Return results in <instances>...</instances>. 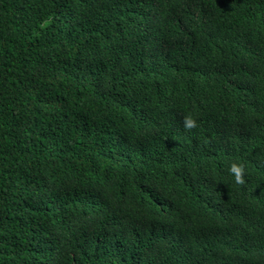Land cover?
<instances>
[{
	"label": "trees",
	"instance_id": "16d2710c",
	"mask_svg": "<svg viewBox=\"0 0 264 264\" xmlns=\"http://www.w3.org/2000/svg\"><path fill=\"white\" fill-rule=\"evenodd\" d=\"M0 264H264V0H0Z\"/></svg>",
	"mask_w": 264,
	"mask_h": 264
},
{
	"label": "clouds",
	"instance_id": "9594fccd",
	"mask_svg": "<svg viewBox=\"0 0 264 264\" xmlns=\"http://www.w3.org/2000/svg\"><path fill=\"white\" fill-rule=\"evenodd\" d=\"M197 122L194 117L191 115L185 116L183 118V127L186 130H192L196 128ZM229 172L234 176L235 183L238 185H244L246 183L244 179L245 175V166L242 163L234 162L229 167Z\"/></svg>",
	"mask_w": 264,
	"mask_h": 264
}]
</instances>
